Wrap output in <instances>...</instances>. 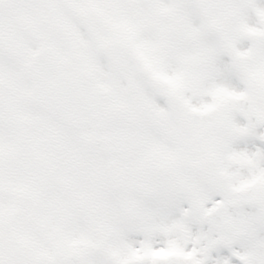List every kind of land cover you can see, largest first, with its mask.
Here are the masks:
<instances>
[{
	"label": "snow or ice",
	"instance_id": "snow-or-ice-1",
	"mask_svg": "<svg viewBox=\"0 0 264 264\" xmlns=\"http://www.w3.org/2000/svg\"><path fill=\"white\" fill-rule=\"evenodd\" d=\"M0 264H264V0H0Z\"/></svg>",
	"mask_w": 264,
	"mask_h": 264
}]
</instances>
